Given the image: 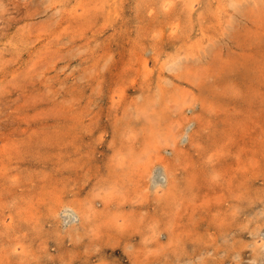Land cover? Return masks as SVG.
<instances>
[{
    "label": "rangeland",
    "instance_id": "1",
    "mask_svg": "<svg viewBox=\"0 0 264 264\" xmlns=\"http://www.w3.org/2000/svg\"><path fill=\"white\" fill-rule=\"evenodd\" d=\"M263 37L264 0H0V264H264Z\"/></svg>",
    "mask_w": 264,
    "mask_h": 264
},
{
    "label": "bare ground",
    "instance_id": "2",
    "mask_svg": "<svg viewBox=\"0 0 264 264\" xmlns=\"http://www.w3.org/2000/svg\"><path fill=\"white\" fill-rule=\"evenodd\" d=\"M228 1H229V0H228ZM170 10H171V9H170ZM176 13H177V12H176ZM165 18H166V17H165ZM178 18H179V16H178ZM176 21H177V20H176ZM175 28H176V27H174V29H175ZM262 28H263V27H262ZM182 30H183V29H182ZM259 30H260V29H259ZM260 33H261V32H260ZM262 33H263V32H262ZM255 35H256V33H255ZM255 35H254V36H255ZM176 36H177V35H176ZM251 36H252V35H251ZM254 36H253V37H254ZM256 36H257V35H256ZM256 36H255V37H256ZM258 37H259V36H258ZM263 38H264V37H263ZM197 39H198V38H197ZM200 39H201V38H200ZM212 39H213V38H212ZM253 39H254V38H253ZM194 41H195V40H194ZM199 41H200V40H199ZM201 41H202V40H201ZM201 41H200V42H201ZM207 41H208V40H207ZM184 42H185V41H184ZM202 42H206V40H205V41H202ZM202 42H201V43H202ZM209 42H210V41H209ZM244 42H245V41H244ZM256 42H257V40H256ZM210 43H213V42H210ZM207 44H208V43H207ZM246 44H247V42H246ZM194 45H195V44H194ZM196 45H197V44H196ZM207 46H208V45H207ZM195 47H198V46H195ZM179 48H180V47H179ZM217 51H218V50H217ZM193 52H194V51H193ZM217 53H218V52H217ZM188 54H189V53H188ZM193 54H194V53H193ZM195 55H196V54H195ZM221 55H222V54H221ZM175 57H177V56L175 55ZM214 58H215V57H214ZM177 61H178V60H177ZM171 63H173V62H171ZM219 63H220V62H219ZM243 63H244V62H243ZM260 63H261V62H260ZM177 65H178V64H177ZM194 65H195V64H194ZM242 65H243V64H242ZM244 65H245V64H244ZM178 66H179V65H178ZM173 67H174V66H173ZM179 67H180V66H179ZM204 68H205V66H204ZM176 69H177V68H176ZM196 69H197V68H196ZM242 69H243V68H242ZM147 70H148V69H147ZM191 72H192V70H191ZM221 72H222V71H221ZM204 73H206L205 69H204ZM228 73H229V72H228ZM198 74H199V73H198ZM185 75H186V74H185ZM185 75H184V76H185ZM199 75H200V74H199ZM231 75H232V74H231ZM189 77H190V76H189ZM186 79H187V78H186ZM205 79H206V78H205ZM188 80H189V79H188ZM189 81H190V80H189ZM201 82H202V81H201ZM233 82H234V81H233ZM208 83H209V82H208ZM229 85H230V84H229ZM243 87H245V86H243ZM225 89H226V88H225ZM225 89H224V90H225ZM229 89H230V87H229ZM244 89H245V88H244ZM226 90H227V89H226ZM220 91H221V89H220ZM248 91H249V90H248ZM256 91H257V90H256ZM228 94H229V93H228ZM250 94H251V93H250ZM230 95H231V94H230ZM257 95H258V94H257ZM222 96H223V95H222ZM226 96H227V95H226ZM232 97H233V96H232ZM205 98H206V97H204V100H206ZM202 100H203V99H202ZM226 101H227V99H226ZM207 107H208V106H207ZM207 107H206V108H207ZM203 108H205V107H203ZM208 108H209V107H208ZM211 108H212V107H211ZM205 111H206V110H205ZM156 113H157V112H156ZM158 113H159V112H158ZM158 113H157V114H158ZM161 113H162V112H161ZM164 114H165V113H164ZM165 115H166V114H165ZM157 116H159V115H157ZM149 118H152V117L149 116ZM154 118H155V117H154ZM158 118H159V117H158ZM159 119H160V118H159ZM151 120H152V119H151ZM153 120H154V119H153ZM156 121H157V120H156ZM154 122H155V121H154ZM151 123H152V122H151ZM151 123H150V124H151ZM152 124H153V123H152ZM152 124H151V126H152ZM148 125H149V124H148ZM150 128H151V127H150ZM139 129H140V128H139ZM136 130H137V129H136ZM129 133H130V132H129ZM224 134H225V133H224ZM136 135H137V134H136ZM131 136H132V135H131ZM131 136H130V137H131ZM257 136H258V135H257ZM127 137H128V136H127ZM257 138H259V137H257ZM230 140H231V139H230ZM231 141H232V140H231ZM143 142H145V141H143ZM231 143H232V142H231ZM263 143H264V142H263ZM230 145H231V144H230ZM242 145H243V144H242ZM131 148H132V147H131ZM138 148H139V147H138ZM138 148H137V149H138ZM142 148H143V147H142ZM263 148H264V147H263ZM126 150H127V149H126ZM263 151H264V150H263ZM122 152H123V151H122ZM133 152H134V151H133ZM144 152H145V151H144ZM228 152H229V151H228ZM142 153H143V152H142ZM120 154H121V153H120ZM134 154H135V153H134ZM245 154H246V153H245ZM132 156H134V155H132ZM132 156H131V157H132ZM121 157H122V156H121ZM136 157H137V156H136ZM245 157H246V155H245ZM133 158H134V157H133ZM250 158H251V157H250ZM135 159H136V158H135ZM246 159H248V158H246ZM133 160H134V159H133ZM133 160H132V161H133ZM228 160H229V159H228ZM249 160H250V159H249ZM251 160H252V159H251ZM251 160H250V161H251ZM116 161H117V160H116ZM137 161H138V160H137ZM167 161H168V160H167ZM254 161H255V160H254ZM254 161H252V162H254ZM126 162H127V161H126ZM156 162H157V161H156ZM115 163H116V162H115ZM238 164H239V163H238ZM252 164H253V163H252ZM123 165H124V164H123ZM167 165H168V164H167ZM239 165H240V164H239ZM241 166H242V165H241ZM163 167H164V166H163ZM114 169H115V168H114ZM122 171H123V170H122ZM193 171H194V169H193ZM195 171H196V170H195ZM199 171H200V170H199ZM253 171H254V170H253ZM162 174L164 175V177L161 179V181L157 180V185H158V186L165 185V184L168 182V176H167V175H168L169 173H168V174H165V170H163V171H162ZM192 174H193V173H192ZM257 174H258V173H257ZM234 175H235V174H234ZM115 177H116V176H115ZM127 177H128V175H127ZM132 177H133V176H132ZM128 178H129V177H128ZM133 178H134V177H133ZM133 178H132V179H133ZM160 178H161V177H160ZM203 178H204V177H203ZM169 179H170V178H169ZM175 179H176V178H175ZM115 180H116V179H115ZM129 180H131V179L129 178ZM208 180H209V179H208ZM230 181H231V179H230ZM118 182H119V181H118ZM126 182H127V181H126ZM169 184H171V183L169 182ZM175 184H176V183H175ZM211 185H212V184H211ZM173 186H174V185H173ZM200 186H201V185H200ZM237 187H238V186H237ZM169 188H170V186H169ZM231 192H232V191H231ZM235 193H236V192H235ZM217 194H218V193H217ZM202 196H203V195H202ZM236 196H237V195H236ZM256 196H257V195H256ZM120 197H121V196H120ZM122 199H123V198H122ZM190 199H191V197H190ZM204 199H206V198H204ZM206 200H208V199H206ZM208 201H209V200H208ZM115 202H116V201H115ZM125 202H126V201H125ZM121 203H122V202H121ZM121 203H120V204H121ZM143 203H144V202H143ZM200 203H201V202H200ZM208 203H209V202H208ZM184 204H185V203H184ZM191 204H192V203H191ZM194 204H195V203H194ZM122 205H123V204H122ZM188 205H189V204H188ZM188 205H187V206H188ZM192 207H193V204H192ZM195 208H196V207H195ZM68 209H69V208H68ZM70 209H71V208H70ZM192 209H193V208H192ZM70 212H71V211H70ZM70 212H68V213H69L68 216L71 218L72 221H74V220L76 221L78 215L76 216V218H75V215L72 217V214H73V213H70ZM194 212H195V211H194ZM174 214H175V213H174ZM180 214H181V213H180ZM254 214H255V213H254ZM228 215H231V212H230V214H228ZM181 216H182V214H181ZM181 216L179 215V218H181ZM193 216H194V215H193ZM231 216H232V215H231ZM255 216H256V215H255ZM179 218H178V219H179ZM73 219H74V220H73ZM230 219H231V218H230ZM249 219H251V218H249ZM224 220H225V219H224ZM251 220H252V219H251ZM253 220H254V219H253ZM217 221H218V220H217ZM217 221H216V222H217ZM259 221H260V220H259ZM125 222H126V221H125ZM175 222H176V221H175ZM229 222H230V221H229ZM176 223H177V222H176ZM178 223H179V222H178ZM178 223H177V224H178ZM218 223H219V222H218ZM247 223H248V221H247ZM262 223H263V222H262ZM116 224H117V223H116ZM123 224H124V223H123ZM127 224H128V223H127ZM219 224H220V223H219ZM227 225H228V224H227ZM232 225H233V224H232ZM110 226H111V225H110ZM120 226H121V225H120ZM129 226H130V225H129ZM219 226H221V224H220ZM219 226H218V227H219ZM111 227H112V226H111ZM131 227H136V225H134V226L131 225ZM131 227H129V229H130ZM139 227H140V226H139ZM224 227H225V226H224ZM260 227H261V226H260ZM102 228H103V227H102ZM105 228H106V227H105ZM114 228H115V227H114ZM125 228H128V227L126 226ZM192 228H193V227H192ZM192 228H191V229H192ZM252 228H253V227H252ZM116 229H117V228H116ZM93 230H94V227H93ZM95 230H96V229H95ZM120 230H121V229H120ZM125 230H126V229H125ZM125 230H123V233H124ZM136 230H138V229H136ZM193 230H194V229H193ZM250 230H251V228H250ZM99 231L101 232V229H100ZM105 231H106V230H105ZM121 231H122V230H121ZM130 231H131V230H130ZM188 231H189V230H188ZM251 231H253V229H252ZM102 232H103V231H102ZM110 232H111V231H110ZM133 232H134V231H133ZM140 232H141V230H139V233H140ZM111 233H112V232H111ZM113 233H114V232H113ZM118 233H119V232H118ZM118 233H117L116 235H118ZM135 233H136V232H135ZM101 234H102V233H101ZM103 234H104V233H103ZM107 234H108V233H107ZM126 234H127V233L125 232V235H126ZM183 234H185V233H183ZM97 235L99 236V234H97ZM121 235H122V234H120V236H121ZM143 235H144V233L142 234V236H143ZM175 235H176V234H175ZM191 235H192V233H191ZM122 236H123V235H122ZM142 236H141V237H142ZM182 236H183V235H182ZM193 236H194V235H193ZM113 237H114V236H113ZM123 237H124V236H123ZM145 237H146V236H145ZM172 237H173V236H171V238H172ZM236 237H237V236H236ZM108 238H109V237H108ZM117 238H118V237H117ZM171 238H170V241H172ZM174 238H175V237H174ZM110 239H111V238H110ZM125 239H127V237H126ZM145 239L150 240V238H144V240H145ZM78 240H79V239H78ZM100 240H101V239H100ZM74 241H75V238H74ZM97 241H98V240H97ZM101 241H102V240H101ZM124 241H125V240H124ZM168 241H169V240H168ZM182 241H183V239H182ZM81 242H82V241H81ZM94 242H95V241H94ZM105 242H106V240H105ZM105 242H103V243H105ZM114 242H115V241H114ZM118 242H120V241H118ZM73 243H74V242H73ZM76 243L78 244V242H76ZM76 243H75V244H76ZM109 243H110V241H109ZM116 243H117V242H116ZM116 243H115V244H116ZM120 243H121V242H120ZM166 243H167V242H166ZM171 243H172V242H171ZM195 243H196V242H195ZM112 244H113V243H112ZM135 244H136V243H135ZM159 244H161V243H159ZM108 245H109V244H108ZM123 245H124V244H123ZM123 245H122V246H123ZM164 245H165V244H164ZM200 245H201V244H200ZM200 245H199V246H200ZM96 246H97V245H96ZM129 246L131 247V245H129ZM129 246H128V247H129ZM250 246H251V245H250ZM91 247H92V245H91ZM111 247H112V246H111ZM130 247H129V250H130ZM194 247H195V246H194ZM61 248H62V247H61ZM84 248H85V247H84ZM86 248H87V247H86ZM93 248H95V247H93ZM102 248H103V246H102ZM132 248H134V247H132ZM145 248H147V247H145ZM162 248H163V247H162ZM174 248H175V247H174ZM71 249H72V248H71ZM79 249H80V248H79ZM98 249H99V248H98ZM100 249H101V245H100ZM123 249H124V248H123ZM180 249H181V248H180ZM75 250H76V249H75ZM92 250H93V249H92ZM126 250H127V249H126ZM133 250H136V248H134ZM133 250H132V251H133ZM150 250H152V249L150 248ZM157 250H158V249H157ZM159 250H160V249H159ZM162 250H163V249H162ZM86 251H87V250H86ZM88 251H89V250H88ZM88 251H87V252H88ZM123 251H124V250H123ZM132 251H131V252H132ZM160 251H161V250H160ZM133 252H134V251H133ZM133 252H132V253H133ZM137 252H139V251H137ZM137 252H136V253H137ZM149 252H151V251H149ZM156 252H158V251H156ZM83 253H84V252H83ZM126 253H127V252H126ZM128 253H130V252H128ZM132 253H131V254H132ZM200 253H201V252H200ZM80 254H81V253H80ZM80 254H79V255H80ZM92 254H93V253H92ZM137 254H139V253H137ZM145 254H146V253H145ZM145 254H144V255H145ZM152 254H153V253H152ZM152 254H151V255H152ZM175 254L177 255V253H175ZM180 254H181V253H180ZM180 254H179V255H180ZM133 255H134V254H133ZM149 255H150V254H149ZM156 255H157V254H156ZM69 256H70V255H69ZM72 256H73V255H72ZM89 256H91V255H89ZM128 256H130V255L128 254ZM141 256H142V255H141ZM145 256H146V255H145ZM147 256H148V255H147ZM164 256H165V255H164ZM257 256H259V255H257ZM75 257H76V256H75ZM87 257H88V256H87ZM103 257H104V256H103ZM70 258H71V257H70ZM78 258H79V257H78ZM134 258H135V257H134ZM142 258L144 259V257H142ZM164 258H165V257H164ZM67 259H69V258H67ZM102 259H103V258H102ZM140 259H141V258H140ZM146 259H147V258H146ZM146 259H145V260H146ZM168 259H169V257H168ZM70 260H71V259H70ZM74 260H75V259H74ZM132 260H133V259H132ZM136 260H137V257L134 259V261H136ZM148 260H149V259H148ZM176 260H177V259H176ZM62 261H63V260H62ZM104 261H105V260H104ZM137 261H138V260H137ZM152 261H153V260H152ZM64 262H66V261H64ZM69 262H70V261H69ZM145 262H146V261H145ZM164 262H165V261H164ZM61 263H62V262H61ZM139 263H140V261H139ZM165 263H166V262H165ZM86 264H87V263H86ZM91 264H92V263H91ZM107 264H108V263H107ZM146 264H147V262H146ZM149 264H150V263H149ZM168 264H169V263H168Z\"/></svg>",
    "mask_w": 264,
    "mask_h": 264
}]
</instances>
